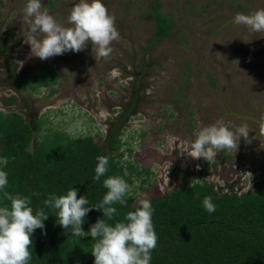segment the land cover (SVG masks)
<instances>
[{
	"label": "rangeland",
	"instance_id": "374dc122",
	"mask_svg": "<svg viewBox=\"0 0 264 264\" xmlns=\"http://www.w3.org/2000/svg\"><path fill=\"white\" fill-rule=\"evenodd\" d=\"M153 1L173 27L170 38L150 45ZM74 2L43 0V6L68 26ZM24 3L0 0V100L18 96L17 105L5 109L0 103V111L21 114L33 129L44 118V129L72 138L91 135L100 147L113 131H122L124 141L133 137L131 158L125 154L123 161L151 171L153 163L161 166L158 174L152 171L151 187L130 186L136 205L178 187L166 173L174 162L177 172H197L221 195L256 186L264 175V31L254 33L233 18L264 8V0H104L120 39L107 58L96 61L90 44L44 60L32 56L23 38ZM37 65L55 69L52 97L49 90L37 96L15 91V79H25ZM216 120L233 129L246 125L247 139L241 137L236 150L219 151L213 164L190 157L194 132ZM139 129L148 135L136 140Z\"/></svg>",
	"mask_w": 264,
	"mask_h": 264
},
{
	"label": "trees",
	"instance_id": "16d2710c",
	"mask_svg": "<svg viewBox=\"0 0 264 264\" xmlns=\"http://www.w3.org/2000/svg\"><path fill=\"white\" fill-rule=\"evenodd\" d=\"M160 8L158 1L151 3L148 16L154 20V38L150 45L171 36L172 21L160 13ZM57 84L53 66L37 65L25 79H15V91L37 96L42 90H49L52 97ZM0 103L10 109L18 104V96L2 98ZM46 123L44 118L39 119L33 129L21 114L0 111V168L8 173L7 191L28 196L34 211L44 207L42 201L47 194H64L70 187L77 189V197L85 195L90 205L98 203L106 192L102 185L104 177L92 181L98 155L109 157L105 176L119 175L131 187L138 182V190L152 186L155 177L151 169L123 161L125 154L131 158L128 141H135L133 137L124 141L122 131H113L100 147L91 135L72 138L62 131L44 129ZM147 135L143 129L133 134L136 140ZM177 169L174 162L167 173L179 183L178 187L149 199L157 234L150 264H264V175L253 189L221 195L214 184L190 170L179 173ZM136 194L134 190L126 195L125 205L116 204L117 214L106 222L123 220L128 211L135 210ZM205 196L211 197L216 206L211 214L202 207ZM7 203L0 200V205ZM44 211L49 216L44 221L43 233L37 228L31 234L29 264H93L92 238L74 239L70 228L64 230L55 222L53 209ZM97 218H103L102 212L90 210L81 225L83 230L87 231Z\"/></svg>",
	"mask_w": 264,
	"mask_h": 264
},
{
	"label": "clouds",
	"instance_id": "9594fccd",
	"mask_svg": "<svg viewBox=\"0 0 264 264\" xmlns=\"http://www.w3.org/2000/svg\"><path fill=\"white\" fill-rule=\"evenodd\" d=\"M115 19L104 0H75L67 13L68 26H65L43 6V0H25L22 8V20L26 25L23 38L30 44V54L41 60L69 50L76 52L90 44L91 50L95 46L96 61L107 58L113 51L112 42L120 39ZM233 21L254 33L264 31V8L247 14L237 13ZM248 134L246 125L233 129L222 120H216L194 132L188 155L213 164L219 151L236 150L239 139H247ZM108 164V156L96 157L92 181H100L104 177L102 185L106 192L95 205H90L85 195L77 197V189L70 187L64 194H47L42 201L44 207L35 211L28 196L7 191L8 173L0 168V200L8 201L0 205V264H29L32 257L31 234L37 228L43 233L44 221L49 216L44 208L54 210L55 222L64 230L70 228L74 239L92 238L90 253L94 257L93 264H150L152 250L157 244L151 201L141 199L135 210L128 211L123 220L107 223L106 220L117 214L115 205H125V197L130 194V186L121 176H105ZM160 167L153 163L152 171L158 174ZM194 167L201 171L200 164ZM193 173L200 178L197 172ZM202 207L209 214L216 209L209 196L203 198ZM92 209L100 210L103 218H97L85 231L81 225Z\"/></svg>",
	"mask_w": 264,
	"mask_h": 264
},
{
	"label": "built area",
	"instance_id": "2783aa9c",
	"mask_svg": "<svg viewBox=\"0 0 264 264\" xmlns=\"http://www.w3.org/2000/svg\"><path fill=\"white\" fill-rule=\"evenodd\" d=\"M167 173V172H166ZM170 176L168 173H167V177Z\"/></svg>",
	"mask_w": 264,
	"mask_h": 264
}]
</instances>
